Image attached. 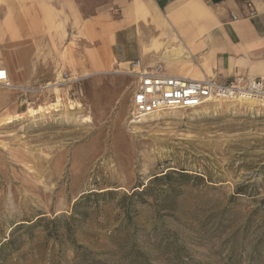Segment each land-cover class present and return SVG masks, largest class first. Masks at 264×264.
Here are the masks:
<instances>
[{
  "label": "rangeland",
  "instance_id": "1",
  "mask_svg": "<svg viewBox=\"0 0 264 264\" xmlns=\"http://www.w3.org/2000/svg\"><path fill=\"white\" fill-rule=\"evenodd\" d=\"M116 69L31 84L72 73L76 97L0 87V264H264V102L129 125Z\"/></svg>",
  "mask_w": 264,
  "mask_h": 264
},
{
  "label": "crops",
  "instance_id": "2",
  "mask_svg": "<svg viewBox=\"0 0 264 264\" xmlns=\"http://www.w3.org/2000/svg\"><path fill=\"white\" fill-rule=\"evenodd\" d=\"M131 61L193 80L264 79V0H0V66L16 84Z\"/></svg>",
  "mask_w": 264,
  "mask_h": 264
},
{
  "label": "built area",
  "instance_id": "3",
  "mask_svg": "<svg viewBox=\"0 0 264 264\" xmlns=\"http://www.w3.org/2000/svg\"><path fill=\"white\" fill-rule=\"evenodd\" d=\"M252 8V3L249 2ZM255 14V11L252 12ZM116 72L134 78L135 88L128 116L129 125L164 111L199 109L216 102H240L256 99L264 102V79L253 75H240L227 82L205 77L199 80L168 75L162 66L143 68L138 61H131ZM82 77L72 73L58 75L53 83L44 86L14 83L7 71L0 66V87L18 91L24 95L39 94L48 89L66 87L71 95L78 94L77 85Z\"/></svg>",
  "mask_w": 264,
  "mask_h": 264
},
{
  "label": "bare ground",
  "instance_id": "4",
  "mask_svg": "<svg viewBox=\"0 0 264 264\" xmlns=\"http://www.w3.org/2000/svg\"><path fill=\"white\" fill-rule=\"evenodd\" d=\"M58 102H59V100H57ZM260 100H254V99H251V100H248L247 102L248 103H250V104H254V103H256V102H259ZM57 102V103H58ZM260 102H262V101H260ZM247 105V104H246ZM71 107V106H70ZM44 110V107L42 106V105H40V106H38V108H30L29 110H28V113H30V117H36L38 114L39 115H41V114H43V111ZM46 113V112H45ZM23 115V114H22ZM8 121V120H7ZM9 122H11V120L9 121Z\"/></svg>",
  "mask_w": 264,
  "mask_h": 264
},
{
  "label": "trees",
  "instance_id": "5",
  "mask_svg": "<svg viewBox=\"0 0 264 264\" xmlns=\"http://www.w3.org/2000/svg\"><path fill=\"white\" fill-rule=\"evenodd\" d=\"M181 174H185V173H181ZM164 176L166 178V177H169L170 175L169 174H165ZM183 176H186V175H183ZM11 243H12V240H9V241L5 242L4 244H2L1 247H0V254L3 252V250L5 248H7L9 245H11Z\"/></svg>",
  "mask_w": 264,
  "mask_h": 264
}]
</instances>
